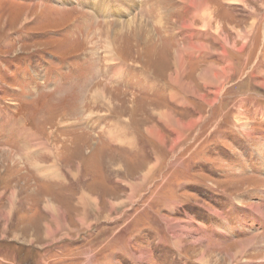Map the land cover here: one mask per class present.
I'll list each match as a JSON object with an SVG mask.
<instances>
[{
  "label": "rangeland",
  "instance_id": "obj_1",
  "mask_svg": "<svg viewBox=\"0 0 264 264\" xmlns=\"http://www.w3.org/2000/svg\"><path fill=\"white\" fill-rule=\"evenodd\" d=\"M110 1L0 0V264H264V0Z\"/></svg>",
  "mask_w": 264,
  "mask_h": 264
},
{
  "label": "bare ground",
  "instance_id": "obj_2",
  "mask_svg": "<svg viewBox=\"0 0 264 264\" xmlns=\"http://www.w3.org/2000/svg\"><path fill=\"white\" fill-rule=\"evenodd\" d=\"M90 1H92V5H94V8H97L98 10H100V8L98 7V6H101L102 8H101V12L102 13H107V12H112L111 11V7H110V3H111V1L110 0H90ZM127 1H129V0H127ZM136 1V0H135ZM239 3H243L244 2V0H237ZM122 3V5H123V8L121 7V6H118V4H117V6L119 7V9L121 10V11H123V12H125L127 9L125 8V0H120L119 1V3ZM184 2V1H183ZM189 2L191 3V4H193V5H195L197 8V10H198V12L194 9V14H195V16L196 15H198V14H200L199 13V11L201 10V3L202 2H197L196 0H189ZM234 2V1H233ZM118 3V2H117ZM127 3V2H126ZM204 3V2H203ZM97 11V10H96ZM202 14L204 15V12H202ZM107 15V14H106ZM108 16V15H107ZM205 17H207V22H210V20H211V15L210 14H207V15H205ZM205 17H203L202 18V16H201V14H200V19H203V22H204V20H205ZM168 21V20H167ZM207 22H204L203 24H204V26H205V24L207 23ZM253 23V22H252ZM119 26V27H118ZM118 26L117 27H115L114 29H118V30H122V28L124 27V29L125 28H129L130 30L132 29V28H130V27H133V28H135V30L137 31V33L138 34H140V32H141V30L140 29H142V28H145L146 27V25L144 24V23H142L141 21H135V19H130L129 21H127L126 23H124V24H118ZM122 27V28H121ZM109 28H111V27H109ZM202 28H204V27H202ZM219 27L217 26V29H218ZM109 30V29H108ZM133 30V29H132ZM145 29H142V31H144ZM124 31V30H123ZM218 30H216V32H217ZM111 32V31H110ZM131 32V31H130ZM145 32H146V34H149V32H148V30H145ZM123 34V33H122ZM135 35V34H134ZM150 35V34H149ZM138 37V36H137ZM205 49L206 47H204L203 45H198V44H193V43H191V44H189L188 46H186V49L185 50H175L174 51V53H173V59L175 60V64H176V66L178 67V69L180 70V71H182V69H184L183 67V63H185V62H183L182 63V61H181V56L187 51L188 53H192L193 52V50L194 49ZM203 52V51H202ZM207 69H205L204 70V72H203V74L204 75H208V74H210L211 72H208L207 73V71H206ZM176 71V70H175ZM179 71V72H180ZM176 74H175V80H176V76H177V72H175ZM221 73L224 75L225 74V71H221ZM212 77L214 76V78H216V73H214L213 75L212 74H210ZM188 85V84H187ZM191 86H188V88H190ZM99 92V91H98ZM187 92H190V91H187ZM191 92H193V91H191ZM190 92V93H191ZM97 94V93H96ZM101 97V96H100ZM164 115H167V116H170V114L168 113V112H166V113H164ZM48 201V200H47ZM257 207V206H256ZM182 225V224H181ZM171 226V225H170ZM173 226V227H172ZM172 229H174V235H175V238L176 239H180L179 241H181V239H183V238H185L186 236H187V233H185L184 232V230H185V227L184 228H178V224H172ZM171 232V231H170ZM173 233V232H172ZM199 237V236H198ZM200 238V237H199ZM196 241H197V239H196ZM249 245V244H248ZM202 257H204L203 256V254H202ZM137 259V258H136Z\"/></svg>",
  "mask_w": 264,
  "mask_h": 264
},
{
  "label": "crops",
  "instance_id": "obj_3",
  "mask_svg": "<svg viewBox=\"0 0 264 264\" xmlns=\"http://www.w3.org/2000/svg\"><path fill=\"white\" fill-rule=\"evenodd\" d=\"M191 43H193V42H191Z\"/></svg>",
  "mask_w": 264,
  "mask_h": 264
}]
</instances>
